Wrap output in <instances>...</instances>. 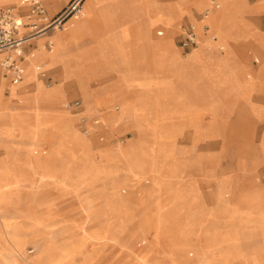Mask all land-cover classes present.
<instances>
[{"label": "rangeland", "instance_id": "rangeland-1", "mask_svg": "<svg viewBox=\"0 0 264 264\" xmlns=\"http://www.w3.org/2000/svg\"><path fill=\"white\" fill-rule=\"evenodd\" d=\"M73 1L63 0L59 12ZM110 1L118 15L117 23H129L141 16V0ZM192 1L200 8L195 12L198 16L212 6L213 0H204L200 6L198 3L203 0ZM256 1L249 0L251 4ZM219 2L221 6L216 11V22L210 18L215 11H209L207 19L211 29L206 33L210 36L216 34L218 41L225 45V51L230 42L222 33L220 20L229 6L235 10H232L233 18L238 19L235 16L241 15L246 0ZM86 12L85 3L81 14L71 13L60 29L51 28L47 35L56 30L71 31L75 28L74 23L86 18ZM245 18L264 31V11L258 14L248 12ZM78 26L85 28L82 23ZM159 28V24L152 28L155 38L170 35L173 39L176 34V28H166L164 35H158ZM48 38L54 41L55 48L48 50L41 43L39 51L53 57L50 63L64 62L66 76L85 71L86 64L82 58L95 60L110 54L99 42L97 52L84 56L76 52L63 55L56 51L55 39ZM104 38L109 41L102 36L103 42ZM255 39L260 41L261 37ZM219 42L215 45L218 46ZM230 49L231 54L246 65V75L242 79L250 81L239 80L237 86L247 88L246 94L240 98L247 104L243 101L238 103L240 99L236 98L227 100L225 93L208 83L202 73L190 72L193 53L190 50L186 53L180 47L183 55L167 64L165 76L158 77L160 70L151 62L148 71H143L147 74L145 78L149 85L119 95L120 111H115L117 105H111L110 110L114 114L136 118L134 126L132 122L115 127H110L108 122L95 126L93 115L103 112L102 108L95 109L94 114L83 119L86 112L80 111L84 102L79 106L64 104H72L75 99L83 101L81 94L66 96L65 100L53 96L52 90L58 87L52 84L57 80L52 72L47 71L46 76L41 77L45 86L38 83L33 101H27L30 108L19 112L20 119L15 122L9 115L2 114L0 122L2 137L10 139L19 132L21 137L16 141L22 139L24 142L20 146L13 140L5 142L6 152L0 156V166H5L0 168V264H56L89 254L90 251L83 252L81 247H77V243L71 248L66 246V230L78 228H81L80 236L85 241L99 242L101 249L93 264H108L112 260L117 246L104 239L111 238L123 220L113 213L115 208L108 203L109 196L105 201V212L98 221L90 218L77 220L81 216L77 208L78 196L98 198L105 195L101 194L109 191L105 179L100 178L96 169L85 172L80 179H74L79 180V185H67L66 178L61 177L62 171L48 179L56 166H69L78 173L90 165L102 166L105 176L114 165L125 171L122 173L125 178L128 171L131 172L133 179L127 177L125 180H133L132 186L122 189L121 194L132 201L137 216L142 212L141 206H135L138 198L149 201L150 218L145 221V226L140 220H135L137 232L132 240V249L140 264H264V104L251 98L252 88L264 78L260 74L264 69V55L252 40L236 41ZM256 57H259V63L254 61ZM36 60L34 57L29 65L33 67ZM29 65L24 79L37 71H30ZM41 65L46 67L45 63ZM218 83L225 91L233 90L223 80ZM49 85L52 86L47 87ZM16 86L11 87V99L15 97ZM232 94L240 97L238 92ZM228 102L234 107H228ZM3 103L0 93V110L6 112ZM259 109L262 114L255 111ZM191 113L201 122L200 127L192 123L183 124ZM66 117L70 118L76 132L67 127ZM2 126L9 127L3 129ZM202 132L208 138L202 137ZM164 133L179 135L165 139L161 136ZM131 138H135V144L122 150V144H127ZM88 141L89 147L81 144ZM51 142L55 144L52 146ZM113 148L116 152L121 150L120 157L108 154ZM2 151L0 147V153ZM22 165H34L41 171L36 183L38 186L21 195V202L24 203L21 208L34 203L30 198L32 194L36 198L45 197L51 206L50 213L35 220L27 219L23 212L21 216L20 205L12 199L20 195L16 186L28 179L23 172H11ZM66 188L71 194L66 195ZM43 209L46 207L43 206ZM4 212L6 216L1 214ZM201 235L207 238L201 239ZM41 246L47 263L45 257L40 258L36 254ZM147 251L150 254L144 256ZM118 256L119 261L126 258L124 253ZM71 264L89 263L79 261Z\"/></svg>", "mask_w": 264, "mask_h": 264}, {"label": "crops", "instance_id": "crops-1", "mask_svg": "<svg viewBox=\"0 0 264 264\" xmlns=\"http://www.w3.org/2000/svg\"><path fill=\"white\" fill-rule=\"evenodd\" d=\"M41 1L45 6H47L46 8H48V13L51 16H55V14L59 13L63 7V0ZM217 1L219 2V0ZM85 3L87 4L88 14L84 20L79 22L83 23L85 28H80V26H78L79 23L77 22L73 24V27L75 28H72L71 31L66 32V29L63 31L56 30L52 34H48L47 36L39 39H34L25 45L23 53L16 56L23 69L20 78L16 79L12 73L6 71L0 64V93L3 96L4 103L2 105L6 110V112H2V110H0V122L3 120L2 114H5L4 116L9 115V117L15 122L16 120L20 119L19 112H24L30 108L29 102L27 101H33L35 97L34 93L38 89V83H44L41 77H45L47 71H50L57 80V82L52 85L57 84L58 89L64 91L67 98L68 96L74 95L76 93L81 94L83 101L79 99L73 100H79L81 103L84 102L81 106L83 109L80 112H86V116L89 115L90 117L92 114H94L93 112L95 109H103V112H96L93 115L92 121L95 126L104 125V122H108L110 127H115L119 124L124 125L130 122H132L134 126L136 118L127 115L125 116L124 114L118 118L110 110L111 105H117L118 108L115 107V111H120L121 104H118L119 101L117 99L119 95H125L130 90H140L144 86L149 85V81L145 78L147 74L143 71H148L151 62L155 63L157 68L160 70L158 77L165 76V67L167 64H171L170 61H174L180 54L183 55V52L180 50V47H182L181 41L183 37L182 27L190 23L195 24L196 26L197 43L189 51L194 55V59L189 71H198L202 73L208 83L216 86L219 88V90L225 93L227 100L229 98L240 99L243 97L244 94H246L245 90H247V88L244 89V87H238L237 82L239 80L250 81L242 79L246 75L247 70L244 72L246 65H243L242 62L239 61L238 57L231 54L230 47L232 48L233 43L236 41L242 42L246 40H252L258 51L260 53L263 52L262 54L264 55V49L260 45L264 42V31L259 29L256 24L248 21L245 18L246 13L248 12L251 14H258L259 12L264 11V0H257L253 4H251L249 0H246V5L243 7L241 15L237 14L235 16L238 19L233 18L232 13L235 12V10H233V6H229V9L223 14L220 20L223 26L222 33L228 37L230 42L229 47H227L228 49L225 51H223V49H225V45L218 41L219 38L216 34L210 36L206 33V31H210L211 29V23L207 19V16L210 13L209 11H217L220 9V7H215L212 5L196 16L195 12L200 8L196 6L192 0H141V16L139 18H134L129 23H117L118 15L110 0H85L84 4ZM7 5L13 6L19 15L27 18L31 0H0V6ZM206 11H208V13H206ZM157 24L161 25V28L157 30L158 35H164L166 28H176V34L174 35L173 39L170 37V35L162 38H155L152 33V28ZM206 24L209 25L207 30L205 29ZM160 30L163 32L162 34L159 33ZM199 34L201 36V40H199ZM50 36L56 41V51L61 52L63 55L76 52L80 56H84L93 52H97L99 48V42L107 48L110 54H107L106 52L108 57H101L95 60H90L89 57L82 58L81 60H83L86 64L85 71L77 75L69 74L68 76H66L64 62H47L45 63L46 67L43 68L41 64L44 62L36 60V73L31 74L24 79L27 67L31 63V60L35 57L34 53L39 51L38 49L40 48V44H43V42L49 40L47 37ZM102 36L108 38L109 41L104 38L105 40L103 42ZM213 36H216L215 39ZM258 36L261 37L260 41L255 39ZM217 42H219L218 46L215 45ZM222 45L224 46L223 49L220 47ZM54 48L55 43L53 41V46L47 47V49L53 50ZM183 50L185 52L184 48ZM1 56L2 55L0 54V60ZM254 61L259 63V57H256ZM125 63L126 66H124ZM260 74L264 77V69H261ZM248 76L250 77L251 74ZM70 77L72 79L71 81H68ZM221 80L227 82L230 88L233 90H228L229 92L225 91L222 87L223 85L218 83ZM221 83L225 85L224 82ZM13 85L18 86L15 88V97H12L11 99V87ZM52 85L47 87H51ZM252 89V100L264 104V78L263 80L258 81ZM232 92H238L240 97L234 96ZM229 94L231 95L229 96ZM241 101H243V99H240L238 103ZM56 102L59 103L61 101ZM64 104L68 103L65 102ZM245 104L247 103L245 102ZM227 105L228 107H234V105H230L229 102ZM255 111L262 114L260 109ZM177 114L178 113H175V115ZM71 119L74 121L72 117ZM255 120L258 119L255 118ZM191 123L195 125L197 124V127H200L201 124V122L196 118L195 115H193V113L190 114V117L185 120V123L183 124L189 125ZM199 131H201V128H199ZM178 135H172L168 133L161 134V136L165 139L174 138ZM201 135L204 138H208L204 136L203 132ZM0 137V147L3 148L0 156L6 152L5 142L13 140L16 145H24L22 139L16 141L18 137H21L19 132L10 136V139L7 137ZM51 143L52 146L55 144L54 142ZM134 144L135 138H131L127 144H122L121 149L123 150L130 148ZM116 151L117 150L113 148L108 151V154H114L120 157L119 153L121 150L119 152ZM22 155H24V153ZM4 167L5 166H0V168ZM92 169H96L100 178L105 179L104 183L109 191L101 192V194L105 195L98 198L78 196L79 203L77 208L79 209L81 216L77 220L80 222L90 218L95 219V222L98 221L101 215L105 212V205L107 203L105 201L107 196H109L108 203L113 205L115 208L113 213L120 217L123 220V223L114 231L111 238L104 239L105 241L114 242L117 246V251L108 264H140V262L136 259L132 249V240L135 233L137 232L135 228V220H140L142 225L145 226V221L150 218V212H148L149 201L138 198L136 201L137 204H135V206H141L142 212L137 216L135 214V207L132 206L134 205L131 203L132 201L128 199V197L121 194L122 189L132 186L131 183L133 180H125L127 177L133 179L131 172H126L127 177L125 178V176L122 175V173L125 171H123L122 168L120 169L119 165L111 166L112 170H110L108 172L109 174L106 176L103 174L104 169L102 166L99 167L97 165H90L87 169L78 173L69 166H56L51 175L48 176V179H50L54 173H57L58 175L62 171L61 177L66 178L67 185H79V180L76 181L74 179H80L85 172L89 170L91 171ZM40 171V168L34 165H22L17 170L11 171L13 173L23 172L24 176L28 177V179L24 180L19 186H16L18 187L16 190L20 191L19 197L12 198L14 202H16V205H20V208L21 205L24 204L21 202V195L26 191L32 190L34 186H38L36 183L37 180L40 179ZM2 188L7 189V187ZM68 191L69 190L66 188V195L71 194ZM33 195L34 194H32L30 198L34 203L27 204L26 207L21 208V216L23 212V215L25 214L24 217L27 219L30 217L31 219L35 220L39 218L40 215H46V213H50L51 206L47 201H45V197L36 198ZM1 200L2 198L0 196V201ZM43 206L46 207L45 210L43 209ZM1 214H5V216L7 215L6 212ZM80 233L81 228L75 229L74 231L66 230V246L71 248L72 245L77 243V247H81L83 252L90 251L91 253H84L81 256L69 258L66 259V261L56 264H71L79 261H86L89 264H93L101 249L100 245L98 244L99 242L97 243L90 240L85 241L84 238L80 236ZM200 238L206 239L207 237L206 235H201ZM143 243L145 242L143 241ZM42 246L39 248L40 251H37L36 254H38L40 258L45 257V261L47 263L46 253L41 252ZM88 246L91 248L88 249ZM120 253H124L126 256L123 261H119L118 255ZM149 254L150 252L147 251L143 255L148 256Z\"/></svg>", "mask_w": 264, "mask_h": 264}, {"label": "built area", "instance_id": "built-area-1", "mask_svg": "<svg viewBox=\"0 0 264 264\" xmlns=\"http://www.w3.org/2000/svg\"><path fill=\"white\" fill-rule=\"evenodd\" d=\"M76 0L70 6L64 8L55 16H50L48 10L41 0H31L30 9L27 18L19 15L13 6H0V54L1 66L17 79L22 75V66L17 60L16 56L22 54L24 47L30 41L36 39L38 36L47 34L53 28L63 26L66 18L76 11ZM212 5L220 7L221 4L217 0L212 1ZM208 13V11H206ZM209 25H205L207 30ZM195 24H188L182 27V41L181 46L188 53L197 43V32ZM160 34L163 32L160 30ZM213 38H215L213 36ZM46 47H51L53 41L47 40L44 44ZM41 67V66H39ZM81 101L76 100L68 106H78ZM83 119H86L83 117Z\"/></svg>", "mask_w": 264, "mask_h": 264}, {"label": "bare ground", "instance_id": "bare-ground-1", "mask_svg": "<svg viewBox=\"0 0 264 264\" xmlns=\"http://www.w3.org/2000/svg\"><path fill=\"white\" fill-rule=\"evenodd\" d=\"M52 1V0H51ZM78 1H79V4L78 5H76V11L73 13V14H77V15H79V14H81L82 12H83V10H84V2H81V0H76V4L78 3ZM47 2V1H46ZM204 2V0L203 1H200V3H198V5L200 6L202 3ZM51 3V2H50ZM87 14H88V10H87V12H86V16H87ZM218 15V12H214V13H212V15L210 16V18L214 21V22H216L217 20H216V16ZM84 20V19H83ZM83 24V23H82ZM233 26V25H232ZM236 26V25H235ZM62 26H60V27H57V29H60ZM231 28V27H230ZM233 28V27H232ZM234 29V28H233ZM234 33V32H233ZM45 36H47V34H44V35H41V36H38V37H45ZM169 37V36H168ZM171 37V36H170ZM214 37H216V36H214ZM37 39V38H36ZM215 39V38H214ZM42 41V40H41ZM46 47L44 44H42V47ZM221 47V49H223L224 48V46L222 45V46H220ZM262 47H263V49H264V42L262 43ZM39 50V49H38ZM263 53V52H262ZM199 55V54H198ZM34 56L36 57V59L37 60H40V61H42V62H44V63H47V62H49V60H50V62H52V59H53V57L52 56H50V54H41L40 53V51H37V52H35L34 53ZM177 59L179 58V56H177L176 57ZM189 58V57H188ZM193 58H194V55H193ZM184 59V58H183ZM190 61V60H189ZM32 62V61H31ZM178 62V61H177ZM184 64V63H183ZM191 65V64H190ZM178 67V66H177ZM36 62L34 61V64H33V67L32 66H30L29 65V70L31 71V70H33V69H35L36 70ZM189 68V67H188ZM260 70V69H259ZM257 71V70H256ZM189 75V74H188ZM193 76V75H192ZM190 79V78H189ZM21 80V79H20ZM18 81V80H17ZM23 81V80H22ZM187 84V83H186ZM185 84V85H186ZM52 95L53 96H55V97H58V98H60L61 100H65V98H66V95H65V93H64V91H62V90H59L58 88H56V89H54V90H52ZM2 96V95H1ZM116 108H118V106H116ZM116 115V114H115ZM118 118H120V115H116ZM83 117H85L86 119H88V116H86V115H84ZM66 119V121H65V123H66V125H67V127L68 128H70L71 130H72V132L74 133V128H73V125H72V121L70 120V118L69 117H66L65 118ZM113 123V122H112ZM3 127V129H7L8 127H4V126H2ZM90 130H88V132H89ZM76 132V131H75ZM1 136V135H0ZM1 138V137H0ZM79 140V139H78ZM80 140H82V139H80ZM84 141V140H83ZM81 144H83L84 146H86V147H89V144H90V142L88 141V142H84V143H82L81 142ZM240 179V178H239Z\"/></svg>", "mask_w": 264, "mask_h": 264}]
</instances>
